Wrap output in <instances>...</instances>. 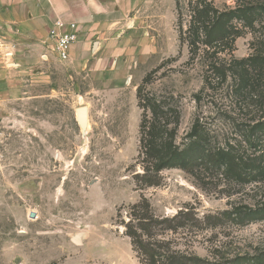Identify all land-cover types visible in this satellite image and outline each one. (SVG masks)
<instances>
[{"label":"rangeland","instance_id":"374dc122","mask_svg":"<svg viewBox=\"0 0 264 264\" xmlns=\"http://www.w3.org/2000/svg\"><path fill=\"white\" fill-rule=\"evenodd\" d=\"M157 10L134 28L129 20L112 53L89 47L63 61L48 42L21 65L3 54L0 264H142L119 223L142 200L158 217L189 212L165 233L182 252L264 264V0H168ZM143 122L214 157L188 156L150 185Z\"/></svg>","mask_w":264,"mask_h":264},{"label":"crops","instance_id":"0c3cea01","mask_svg":"<svg viewBox=\"0 0 264 264\" xmlns=\"http://www.w3.org/2000/svg\"><path fill=\"white\" fill-rule=\"evenodd\" d=\"M167 1L0 0L2 56L10 52L21 65L30 57L40 54L48 42L52 46L49 31L58 20L76 22L78 25L79 37L72 46L71 55L86 54L89 47L91 50L98 47L101 51L110 48L112 53L118 34L128 30L129 20L134 24L131 28L141 21L146 22L153 8L158 9L157 15L161 16ZM43 56L49 57L48 54Z\"/></svg>","mask_w":264,"mask_h":264},{"label":"trees","instance_id":"16d2710c","mask_svg":"<svg viewBox=\"0 0 264 264\" xmlns=\"http://www.w3.org/2000/svg\"><path fill=\"white\" fill-rule=\"evenodd\" d=\"M198 37L199 31L195 28L193 36L189 35L188 39L193 55L199 49ZM142 88V86L138 88L139 97ZM142 132V154L145 163L142 177L150 185L157 183L155 177L162 169L177 166L179 161L182 163L179 166H187L188 156L191 157L188 162L214 157L213 151L207 147V144L202 145L194 141L187 149L181 150L177 145L164 142L155 134V128L147 129L144 122ZM129 209L127 217L122 218L119 223L124 226V233L131 239L142 264H211L209 259L182 252L178 249L174 238L165 236L166 231L171 230L176 235L179 228L186 226L182 218H187L189 212L181 210L171 217H158L151 214V206L145 200L131 205ZM190 225L196 224L192 222Z\"/></svg>","mask_w":264,"mask_h":264},{"label":"built area","instance_id":"2783aa9c","mask_svg":"<svg viewBox=\"0 0 264 264\" xmlns=\"http://www.w3.org/2000/svg\"><path fill=\"white\" fill-rule=\"evenodd\" d=\"M79 37L76 22L56 21L49 31V39L52 50L60 60H68L71 57V49ZM3 44L0 42V57L2 56Z\"/></svg>","mask_w":264,"mask_h":264},{"label":"water","instance_id":"95a60500","mask_svg":"<svg viewBox=\"0 0 264 264\" xmlns=\"http://www.w3.org/2000/svg\"><path fill=\"white\" fill-rule=\"evenodd\" d=\"M95 45H97V42L95 43ZM76 117L81 129L83 130V132H86L89 125V107L87 105L79 106L76 109ZM30 216L35 218L36 214L32 212Z\"/></svg>","mask_w":264,"mask_h":264},{"label":"bare ground","instance_id":"6f19581e","mask_svg":"<svg viewBox=\"0 0 264 264\" xmlns=\"http://www.w3.org/2000/svg\"><path fill=\"white\" fill-rule=\"evenodd\" d=\"M89 126V125H88Z\"/></svg>","mask_w":264,"mask_h":264}]
</instances>
